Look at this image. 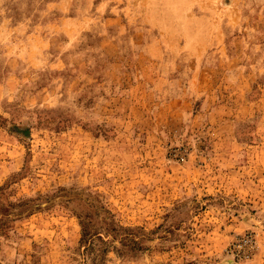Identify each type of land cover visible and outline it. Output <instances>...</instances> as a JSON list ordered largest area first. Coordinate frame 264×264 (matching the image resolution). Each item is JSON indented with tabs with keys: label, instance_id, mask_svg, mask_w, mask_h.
Masks as SVG:
<instances>
[{
	"label": "rangeland",
	"instance_id": "1",
	"mask_svg": "<svg viewBox=\"0 0 264 264\" xmlns=\"http://www.w3.org/2000/svg\"><path fill=\"white\" fill-rule=\"evenodd\" d=\"M0 264H264V0H0Z\"/></svg>",
	"mask_w": 264,
	"mask_h": 264
},
{
	"label": "trees",
	"instance_id": "2",
	"mask_svg": "<svg viewBox=\"0 0 264 264\" xmlns=\"http://www.w3.org/2000/svg\"><path fill=\"white\" fill-rule=\"evenodd\" d=\"M82 227H83V236L84 237L86 236L88 238L89 234H87V230H86L87 228L85 227V225H83Z\"/></svg>",
	"mask_w": 264,
	"mask_h": 264
}]
</instances>
